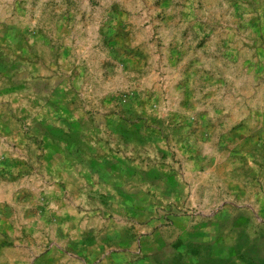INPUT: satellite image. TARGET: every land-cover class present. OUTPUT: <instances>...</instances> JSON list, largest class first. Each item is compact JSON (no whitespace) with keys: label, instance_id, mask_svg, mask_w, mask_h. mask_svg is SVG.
<instances>
[{"label":"rangeland","instance_id":"obj_1","mask_svg":"<svg viewBox=\"0 0 264 264\" xmlns=\"http://www.w3.org/2000/svg\"><path fill=\"white\" fill-rule=\"evenodd\" d=\"M106 116L143 133L105 132L86 159L124 161L135 182L175 172L161 225L227 205L244 232L231 264H264V0H0V264H96L117 204L62 200L56 178L79 144L67 120Z\"/></svg>","mask_w":264,"mask_h":264},{"label":"crops","instance_id":"obj_2","mask_svg":"<svg viewBox=\"0 0 264 264\" xmlns=\"http://www.w3.org/2000/svg\"><path fill=\"white\" fill-rule=\"evenodd\" d=\"M83 120L90 123L88 119ZM67 122L69 134L78 137L79 144L74 145L71 141L67 146L72 160L65 161L68 166L63 167L67 176L62 180L56 178V183L63 187L59 196L65 200L74 191L78 196H85L89 191L101 201L116 203L118 208L111 220L103 221L96 229L103 231L99 240L91 241L88 246L96 264H231V251L235 253L242 246L239 239L244 232L238 226L230 230L234 215H231L227 205L215 213L173 216L166 228L161 225L166 220L157 215L155 209L157 206L166 208L167 203L179 199L182 190L175 172L173 177L168 176L170 173H165L163 167L156 179H153V173H149L135 182L138 176L124 161L106 160L100 163L94 157L86 159L85 153L96 151L93 142L96 138L100 139L103 133L110 132L125 140L137 139L143 133V124L132 129L131 124L111 116L102 118L101 123L87 129L82 128V121L72 119ZM54 183L52 179L49 184L46 180L47 201L52 197ZM141 198L145 203L139 205ZM3 199L4 195L0 196V200ZM3 206H0V243L5 240L7 225ZM235 230L239 239L230 240L231 231ZM166 231L173 236L165 237ZM257 246L261 251L260 243ZM219 251H224L225 257H219Z\"/></svg>","mask_w":264,"mask_h":264},{"label":"trees","instance_id":"obj_3","mask_svg":"<svg viewBox=\"0 0 264 264\" xmlns=\"http://www.w3.org/2000/svg\"><path fill=\"white\" fill-rule=\"evenodd\" d=\"M242 246H240V248H241ZM240 248H239V250H240ZM238 251V250H237Z\"/></svg>","mask_w":264,"mask_h":264}]
</instances>
